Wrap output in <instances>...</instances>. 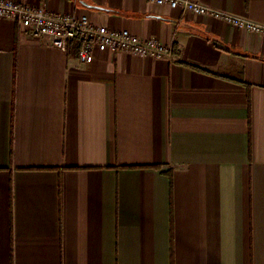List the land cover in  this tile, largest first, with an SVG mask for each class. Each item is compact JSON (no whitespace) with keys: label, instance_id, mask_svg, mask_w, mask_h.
<instances>
[{"label":"crops","instance_id":"obj_1","mask_svg":"<svg viewBox=\"0 0 264 264\" xmlns=\"http://www.w3.org/2000/svg\"><path fill=\"white\" fill-rule=\"evenodd\" d=\"M14 1L171 54L83 63L0 18V264H264V35L145 0ZM201 1L264 25V0Z\"/></svg>","mask_w":264,"mask_h":264},{"label":"built area","instance_id":"obj_2","mask_svg":"<svg viewBox=\"0 0 264 264\" xmlns=\"http://www.w3.org/2000/svg\"><path fill=\"white\" fill-rule=\"evenodd\" d=\"M158 5L182 9L186 13L207 15L225 20L237 27L264 35V25L219 11L201 0H145ZM0 18L19 21L35 37L49 38L51 44L66 50L75 39L81 42L79 59L92 63L98 52L125 51L140 57L163 58L171 49L160 39L144 40L128 29H108L94 24L87 15L52 12L42 6H34L14 0H0Z\"/></svg>","mask_w":264,"mask_h":264},{"label":"trees","instance_id":"obj_3","mask_svg":"<svg viewBox=\"0 0 264 264\" xmlns=\"http://www.w3.org/2000/svg\"><path fill=\"white\" fill-rule=\"evenodd\" d=\"M74 42H73V44H74V46H75V48L77 49V50H79L80 51V46H81V42H80V40L79 39H75V40H73ZM72 42V41H71ZM71 42L69 43V46H70V44H71Z\"/></svg>","mask_w":264,"mask_h":264}]
</instances>
